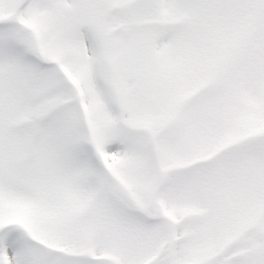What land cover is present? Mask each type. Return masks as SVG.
<instances>
[{
	"label": "snow or ice",
	"instance_id": "snow-or-ice-1",
	"mask_svg": "<svg viewBox=\"0 0 264 264\" xmlns=\"http://www.w3.org/2000/svg\"><path fill=\"white\" fill-rule=\"evenodd\" d=\"M0 264H264V0H0Z\"/></svg>",
	"mask_w": 264,
	"mask_h": 264
}]
</instances>
